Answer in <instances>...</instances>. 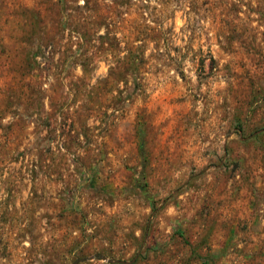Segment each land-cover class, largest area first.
<instances>
[{"label":"rangeland","instance_id":"obj_1","mask_svg":"<svg viewBox=\"0 0 264 264\" xmlns=\"http://www.w3.org/2000/svg\"><path fill=\"white\" fill-rule=\"evenodd\" d=\"M0 264H264V0H0Z\"/></svg>","mask_w":264,"mask_h":264}]
</instances>
